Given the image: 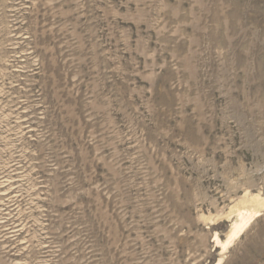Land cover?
<instances>
[{"label": "rangeland", "instance_id": "1", "mask_svg": "<svg viewBox=\"0 0 264 264\" xmlns=\"http://www.w3.org/2000/svg\"><path fill=\"white\" fill-rule=\"evenodd\" d=\"M0 264H264V0H0Z\"/></svg>", "mask_w": 264, "mask_h": 264}, {"label": "bare ground", "instance_id": "2", "mask_svg": "<svg viewBox=\"0 0 264 264\" xmlns=\"http://www.w3.org/2000/svg\"><path fill=\"white\" fill-rule=\"evenodd\" d=\"M238 224H239V223H238ZM238 229H240V226H239V225H235V226H234V229H233V231H232V235L235 234V233L238 231Z\"/></svg>", "mask_w": 264, "mask_h": 264}]
</instances>
